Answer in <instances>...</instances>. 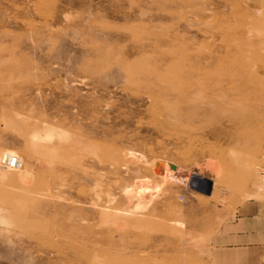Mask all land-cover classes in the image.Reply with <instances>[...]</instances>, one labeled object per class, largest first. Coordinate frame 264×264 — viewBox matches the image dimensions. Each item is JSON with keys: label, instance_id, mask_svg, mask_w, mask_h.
I'll return each instance as SVG.
<instances>
[{"label": "rangeland", "instance_id": "rangeland-1", "mask_svg": "<svg viewBox=\"0 0 264 264\" xmlns=\"http://www.w3.org/2000/svg\"><path fill=\"white\" fill-rule=\"evenodd\" d=\"M263 166L264 0H0V264H225Z\"/></svg>", "mask_w": 264, "mask_h": 264}, {"label": "crops", "instance_id": "crops-1", "mask_svg": "<svg viewBox=\"0 0 264 264\" xmlns=\"http://www.w3.org/2000/svg\"><path fill=\"white\" fill-rule=\"evenodd\" d=\"M217 260L225 264L262 262L264 252V194L246 200L211 236ZM263 247V249H262Z\"/></svg>", "mask_w": 264, "mask_h": 264}, {"label": "built area", "instance_id": "built-area-1", "mask_svg": "<svg viewBox=\"0 0 264 264\" xmlns=\"http://www.w3.org/2000/svg\"><path fill=\"white\" fill-rule=\"evenodd\" d=\"M262 180L264 181V166L261 168Z\"/></svg>", "mask_w": 264, "mask_h": 264}, {"label": "water", "instance_id": "water-1", "mask_svg": "<svg viewBox=\"0 0 264 264\" xmlns=\"http://www.w3.org/2000/svg\"><path fill=\"white\" fill-rule=\"evenodd\" d=\"M172 168H174V166H171Z\"/></svg>", "mask_w": 264, "mask_h": 264}, {"label": "bare ground", "instance_id": "bare-ground-1", "mask_svg": "<svg viewBox=\"0 0 264 264\" xmlns=\"http://www.w3.org/2000/svg\"><path fill=\"white\" fill-rule=\"evenodd\" d=\"M201 181V180H200Z\"/></svg>", "mask_w": 264, "mask_h": 264}]
</instances>
